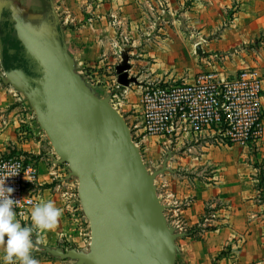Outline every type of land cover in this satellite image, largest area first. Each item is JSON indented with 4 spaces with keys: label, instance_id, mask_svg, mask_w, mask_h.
Returning <instances> with one entry per match:
<instances>
[{
    "label": "rangeland",
    "instance_id": "obj_1",
    "mask_svg": "<svg viewBox=\"0 0 264 264\" xmlns=\"http://www.w3.org/2000/svg\"><path fill=\"white\" fill-rule=\"evenodd\" d=\"M35 3L38 5V1ZM55 8L78 72L99 97L110 96V103L131 128L133 140L140 147L148 170L152 172L162 167L167 151L174 152L168 161L171 171L158 175L155 184L166 206L169 223L178 232L186 233L185 237L177 239L179 251L175 264H194L189 252L193 253L190 248L198 243L204 245V249L207 247L210 262L214 264L230 247L227 244L216 250L211 246L213 237L206 234L220 226L222 203L218 196L208 198L194 222L188 218V211L198 200V191L215 180L219 164L227 161L223 157L230 155L236 147L256 154L264 137L243 146L233 144L215 131L208 132L199 141L172 149L154 137L142 143L139 137L136 138L133 124L141 121V90L148 83L191 81L197 72L207 68L230 73L256 66L264 72V0H55ZM102 9L113 12L102 13ZM98 14H104L105 20ZM123 14L127 17L124 25L118 22ZM93 20H98L101 27L97 29L96 25L94 28ZM103 21H106L107 29ZM108 25L112 28L110 31ZM198 43L203 45L206 54L196 52ZM125 60L130 64L129 77L135 78L128 86L119 83L116 69ZM1 133L13 134L9 139L0 138L2 154L33 155L19 148L18 142H31L42 137L46 148L51 150L48 155L54 153L48 137L36 122V114L30 111L23 96L0 78ZM253 165L259 172L257 183L261 186L264 159ZM61 167L62 173L66 164ZM69 179L77 181L74 177ZM258 197L264 202L262 190ZM20 222L22 226H31V216ZM39 234V230H34L33 237L42 243ZM89 242V228L82 241L70 242L66 236L60 240L61 247H72L68 244L75 243L79 246L77 249L83 250L88 249ZM37 249L34 243L32 255L39 263L52 259L48 254L35 253ZM4 255V249L0 247V264H5Z\"/></svg>",
    "mask_w": 264,
    "mask_h": 264
},
{
    "label": "water",
    "instance_id": "obj_2",
    "mask_svg": "<svg viewBox=\"0 0 264 264\" xmlns=\"http://www.w3.org/2000/svg\"><path fill=\"white\" fill-rule=\"evenodd\" d=\"M38 1V5L35 3ZM196 52L206 54L202 44ZM0 78L22 96L45 132L56 165L77 179V195L89 223L87 250L38 243L35 253L72 264H175L178 238L157 193L158 175L171 171L168 150L150 172L125 118L101 98L76 68L55 0H0ZM128 86L130 64L116 67Z\"/></svg>",
    "mask_w": 264,
    "mask_h": 264
},
{
    "label": "built area",
    "instance_id": "obj_3",
    "mask_svg": "<svg viewBox=\"0 0 264 264\" xmlns=\"http://www.w3.org/2000/svg\"><path fill=\"white\" fill-rule=\"evenodd\" d=\"M264 76L254 66L226 75L218 68L201 70L191 81L148 83L140 96L141 121L133 124L142 143L156 138L175 149L200 135L219 131L230 142L247 146L264 137ZM19 200L17 219L26 220L42 203L39 189L40 163L26 153H0V178Z\"/></svg>",
    "mask_w": 264,
    "mask_h": 264
},
{
    "label": "crops",
    "instance_id": "obj_4",
    "mask_svg": "<svg viewBox=\"0 0 264 264\" xmlns=\"http://www.w3.org/2000/svg\"><path fill=\"white\" fill-rule=\"evenodd\" d=\"M101 11L102 13L113 12L112 9H102ZM103 15L98 14L99 17L105 20ZM123 15L119 17L118 22L124 25L127 17L125 16L126 14ZM94 21L92 23L94 28L96 25L97 29L101 27L97 24L98 20ZM102 24L107 29L106 21H103ZM108 28L109 31L112 29L109 25ZM257 68L264 76L262 69L260 67ZM220 70L223 71L222 69ZM238 70L230 73L223 71V73L232 75ZM206 134L200 135L198 141L205 138ZM11 136L13 134H0L2 139L12 138ZM43 139L42 137L31 142H18L19 148H22L25 152H31L39 159L41 171L39 184L41 186L42 203L52 201L58 208L63 210L57 226L47 231L39 230V233H41L39 238H41L43 244L50 246H62L63 244H60V240L65 236L70 242L82 241L87 235L89 227L79 205L77 181L67 179L66 167H63L64 172L61 173V165L56 166L52 162L50 155H48L51 150L46 148L47 145L45 142L43 143ZM261 144L260 151L256 154H251L244 149L236 147L230 155L223 157L227 161L223 160L219 164L218 171L214 174L215 180L205 184L198 191V200L194 207L188 211V218H190L191 222H194L201 214L204 203L208 198L218 196V200L222 203V207L219 209L221 216L220 226L206 234L210 233L208 234L211 235L209 237H213L211 246L216 247V250L223 249L227 244L230 247L228 252L220 256L214 264H264V202L258 197L261 190L264 193V182L261 183V186L257 183L259 181V172H257L256 166L253 165L258 160L264 159V138ZM41 154L43 156H40ZM260 177L264 179V172L261 171ZM68 245L75 248L79 247L75 243ZM206 248L204 249V245L200 243L190 248L193 253L189 252V256H191L190 259L194 261V264H213L210 262L211 255ZM206 251L207 253H204ZM192 255L198 259L195 260ZM68 260L52 257V259L39 264H61L58 262H67ZM69 261H71L69 264L73 263L72 260Z\"/></svg>",
    "mask_w": 264,
    "mask_h": 264
},
{
    "label": "clouds",
    "instance_id": "obj_5",
    "mask_svg": "<svg viewBox=\"0 0 264 264\" xmlns=\"http://www.w3.org/2000/svg\"><path fill=\"white\" fill-rule=\"evenodd\" d=\"M18 174L16 171L0 178V247L4 249L5 264H39L32 255L33 232L55 228L63 210L52 201L38 203L30 214L31 226H22L15 210L19 200L12 198L15 190L5 185L7 178Z\"/></svg>",
    "mask_w": 264,
    "mask_h": 264
}]
</instances>
